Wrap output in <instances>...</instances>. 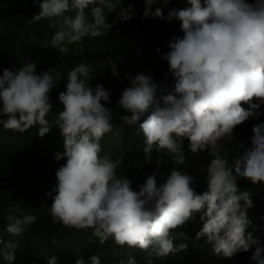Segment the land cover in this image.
I'll return each mask as SVG.
<instances>
[{"label": "clouds", "instance_id": "1", "mask_svg": "<svg viewBox=\"0 0 264 264\" xmlns=\"http://www.w3.org/2000/svg\"><path fill=\"white\" fill-rule=\"evenodd\" d=\"M32 3L29 23L52 21L51 52L70 58L67 82L30 58L4 69L0 125L38 126V137L59 128L53 223L138 248L144 264L231 263L244 252L264 264V0ZM36 219L15 204L6 231L19 236ZM18 248L0 237L7 264Z\"/></svg>", "mask_w": 264, "mask_h": 264}, {"label": "trees", "instance_id": "2", "mask_svg": "<svg viewBox=\"0 0 264 264\" xmlns=\"http://www.w3.org/2000/svg\"><path fill=\"white\" fill-rule=\"evenodd\" d=\"M39 11L32 0H0V75L4 69L17 70L30 58L40 71L55 68L65 76L60 81L66 83L70 65L62 63L70 58L51 52V36L56 31L49 26L52 21L43 19L29 23ZM77 50L81 52L80 47ZM50 103L53 105L51 100ZM54 112L53 105L50 115L53 116ZM61 140L58 127L38 137V126L19 133L5 130L0 125V237L19 244L16 258L11 264H47L52 256L56 257L57 264H75L78 258L90 264L91 255H97L100 264L127 261L129 255L136 258V264L148 263L150 258L138 248L120 247L112 239L101 245L89 239L87 230L69 229L53 223L49 213L52 198L46 193L56 186V169L51 167V160L55 158V153L64 152L63 143L58 142ZM224 146L227 152H233L230 146ZM129 148L134 150L136 145ZM15 204L37 217L35 223L19 236H12L6 231V216ZM197 250L207 253L209 248L200 241ZM139 253L141 255L137 257ZM248 253H243L244 260H233L231 263L206 260L197 264H255L250 261V256L247 257ZM0 264L7 262L0 258Z\"/></svg>", "mask_w": 264, "mask_h": 264}, {"label": "rangeland", "instance_id": "3", "mask_svg": "<svg viewBox=\"0 0 264 264\" xmlns=\"http://www.w3.org/2000/svg\"><path fill=\"white\" fill-rule=\"evenodd\" d=\"M262 254H264V253H262Z\"/></svg>", "mask_w": 264, "mask_h": 264}]
</instances>
